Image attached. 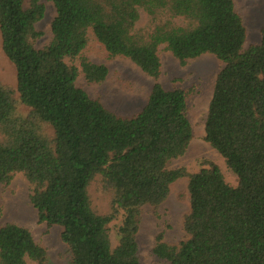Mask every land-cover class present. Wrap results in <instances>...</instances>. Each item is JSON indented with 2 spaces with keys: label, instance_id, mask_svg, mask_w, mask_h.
Listing matches in <instances>:
<instances>
[{
  "label": "trees",
  "instance_id": "trees-1",
  "mask_svg": "<svg viewBox=\"0 0 264 264\" xmlns=\"http://www.w3.org/2000/svg\"><path fill=\"white\" fill-rule=\"evenodd\" d=\"M48 1L55 9L51 38L37 46L44 4L0 0L1 49L16 72L15 88L0 83V183L25 176L39 220L62 228L69 264H141L142 206L161 205L170 186L186 178L184 238L171 244L158 235L155 256L169 264H264V26L260 41L245 47L247 29L234 0ZM139 10L150 19L146 30L135 27ZM89 33L109 58H127L155 80L161 49L181 65L206 53L224 64L204 140L236 175V186L211 161L193 173L170 166L193 136L188 90L155 81L140 111L117 115L76 85L79 68L65 59L78 60L87 83L108 74L82 56ZM93 186L107 200L106 212L95 208ZM46 260L27 228L0 227V264Z\"/></svg>",
  "mask_w": 264,
  "mask_h": 264
},
{
  "label": "rangeland",
  "instance_id": "rangeland-1",
  "mask_svg": "<svg viewBox=\"0 0 264 264\" xmlns=\"http://www.w3.org/2000/svg\"><path fill=\"white\" fill-rule=\"evenodd\" d=\"M44 4V17L36 24L43 36L37 46L47 44L51 38L50 24L55 16L53 3L40 0ZM235 8L240 13L247 29L245 47L260 41V30L264 26V0H234ZM150 19L146 13L139 10V20L136 29H148ZM82 56L96 64H104L108 68L106 79L101 83H87L81 73L77 59L69 64L77 65L79 74L76 85L81 87L91 98H98L102 104L117 115H132L141 110L146 103L153 84L160 83L164 89L180 87L190 93L187 98V117L192 126L191 142L181 157L171 162V167H185L190 173L199 171L203 161L216 163L225 181L236 186V175L230 170L222 156L204 140L205 119L208 105L212 97L214 83L218 72L224 64L212 54L188 60L185 65L171 54L161 49V73L157 80L145 75L139 67L124 57L109 58L106 50L98 43L93 34H88L86 47ZM0 83L16 87V72L13 64L4 55L0 40ZM25 114L28 109L20 106ZM186 178H181L170 186L167 200L157 207L144 205L141 208L139 227L136 234L138 257L141 264H169L158 259L152 249L158 235L163 241L176 244L183 240L182 217L189 209V195ZM28 182L21 173L16 174L8 185L0 183V227L6 223L27 228L34 241L47 251L45 264H69L70 254L62 242V228L56 225L48 226L38 218L37 210L28 198ZM92 201L99 212L108 209L107 200L90 188ZM119 220V219H118ZM111 224L110 238L112 245L117 242L116 225ZM33 264V263H32Z\"/></svg>",
  "mask_w": 264,
  "mask_h": 264
}]
</instances>
